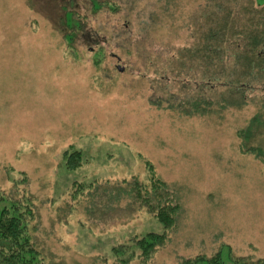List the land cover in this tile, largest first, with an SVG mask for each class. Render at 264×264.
<instances>
[{
    "label": "rangeland",
    "instance_id": "rangeland-1",
    "mask_svg": "<svg viewBox=\"0 0 264 264\" xmlns=\"http://www.w3.org/2000/svg\"><path fill=\"white\" fill-rule=\"evenodd\" d=\"M206 3L0 0V190L23 183L44 264H113L112 247L164 232L144 209L85 202L89 185L115 195L152 170L180 210L146 264L264 258V93L228 106L226 90L199 88L202 58L177 53ZM73 151L83 164L69 170Z\"/></svg>",
    "mask_w": 264,
    "mask_h": 264
},
{
    "label": "trees",
    "instance_id": "trees-1",
    "mask_svg": "<svg viewBox=\"0 0 264 264\" xmlns=\"http://www.w3.org/2000/svg\"><path fill=\"white\" fill-rule=\"evenodd\" d=\"M166 1L168 4L174 2ZM202 10L197 17L200 21L195 24L193 46L182 47L177 53L181 59L186 55L192 59L202 58L205 71L211 68L210 72L204 73L206 80L199 85L200 89L213 82L216 89L227 91L228 106L242 108L249 103V94L264 93V0H209ZM64 16L69 20L64 24L65 28L84 32L80 20L74 21L69 13ZM70 39L73 41L72 36ZM86 42L88 44L87 39ZM219 97L226 102L223 94ZM198 98L201 100V96ZM65 154L69 170L82 167L83 153ZM151 173L148 183L136 179L130 183L124 181V186L120 185L115 195L108 188L101 191L98 187L94 191L93 185L88 186L90 192L84 193L85 202L88 204L89 201L90 205L93 201L104 214V210L117 213L131 206L135 211L146 210L163 227L162 233H146L112 247L113 264H130L133 260L146 264L166 244L168 234L176 224L179 204L168 184L163 183L153 170ZM14 184V193L0 190V264H44L35 245L33 201L29 194L18 191L22 182ZM123 201L125 207L116 210ZM179 264H264V258L253 260L251 257H235L232 253L224 256L221 251L212 257L202 255L183 259Z\"/></svg>",
    "mask_w": 264,
    "mask_h": 264
}]
</instances>
